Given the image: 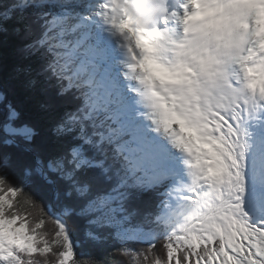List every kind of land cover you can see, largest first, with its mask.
<instances>
[{
	"label": "snow or ice",
	"instance_id": "6c2138e0",
	"mask_svg": "<svg viewBox=\"0 0 264 264\" xmlns=\"http://www.w3.org/2000/svg\"><path fill=\"white\" fill-rule=\"evenodd\" d=\"M0 264H264V0H0Z\"/></svg>",
	"mask_w": 264,
	"mask_h": 264
}]
</instances>
